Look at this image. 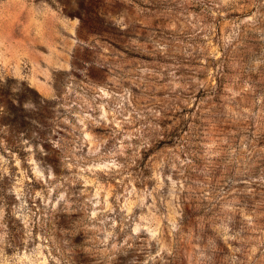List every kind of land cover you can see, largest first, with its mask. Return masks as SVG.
<instances>
[{"label":"rangeland","instance_id":"rangeland-1","mask_svg":"<svg viewBox=\"0 0 264 264\" xmlns=\"http://www.w3.org/2000/svg\"><path fill=\"white\" fill-rule=\"evenodd\" d=\"M0 264H264V0H0Z\"/></svg>","mask_w":264,"mask_h":264}]
</instances>
